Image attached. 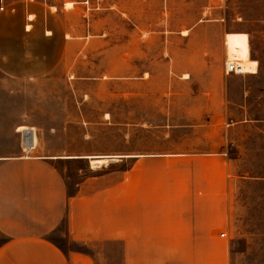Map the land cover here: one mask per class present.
Masks as SVG:
<instances>
[{"label": "rangeland", "instance_id": "374dc122", "mask_svg": "<svg viewBox=\"0 0 264 264\" xmlns=\"http://www.w3.org/2000/svg\"><path fill=\"white\" fill-rule=\"evenodd\" d=\"M76 13L72 45L24 50L34 63L54 49L47 74L18 78L0 69V152L22 151L18 126H35L40 151L106 158V166L62 162L69 183L119 169L127 192L135 168L153 172L159 187L177 185L181 195L197 182L200 164L219 167L227 173L225 207L216 215L199 211L216 224L193 245L206 252L207 264H264L262 0H173L168 7L165 0H90ZM219 17L236 23L232 31H250L257 74L224 73ZM217 151L225 161L217 162ZM204 153L210 155L194 156ZM139 154L151 156L137 162ZM51 238L85 249L59 231Z\"/></svg>", "mask_w": 264, "mask_h": 264}, {"label": "crops", "instance_id": "0c3cea01", "mask_svg": "<svg viewBox=\"0 0 264 264\" xmlns=\"http://www.w3.org/2000/svg\"><path fill=\"white\" fill-rule=\"evenodd\" d=\"M165 2L168 7L173 0ZM89 4L90 0H3L0 69L18 78L47 74L54 49L34 62L37 68H31L34 63L24 56L25 48L72 45L69 35L77 34L78 27L69 20L77 15L79 5L88 10ZM83 15L87 17L86 12ZM217 22L219 43L224 44L217 49L223 55L225 73L227 33H246L252 57L250 31H232L236 23L224 17ZM189 30L180 33L186 35ZM257 73L258 69L252 74ZM21 126L36 131L35 126ZM34 138L37 143L28 151L22 147L16 154L0 152V264H207L206 252L193 243L204 241L208 227L216 222L200 217L199 211L216 215L225 207L220 195L227 183L226 171L224 177L219 167L211 170L200 164L202 168L192 175L197 182L181 195L174 193L177 185H173L176 189L159 187L152 180L153 172L136 168L133 192H127L126 171L119 169L69 183L61 163L84 159L91 163L89 156L94 155L40 151L37 132ZM206 155L210 154L194 156ZM216 155L217 162L225 161V153ZM148 156L134 158L140 162ZM57 231L85 249L63 247L51 238Z\"/></svg>", "mask_w": 264, "mask_h": 264}, {"label": "bare ground", "instance_id": "6f19581e", "mask_svg": "<svg viewBox=\"0 0 264 264\" xmlns=\"http://www.w3.org/2000/svg\"><path fill=\"white\" fill-rule=\"evenodd\" d=\"M226 46H227V53L229 60H237L243 68L244 73H254L258 69V63L255 60H252L249 57V41L248 36L244 32H231L227 33L226 37ZM251 59V60H249ZM188 75L185 74V77ZM20 126L18 129L19 131L23 132L24 136V148L28 151L31 145L36 144L37 142L34 141L33 136L35 135L36 131L34 128L31 129H21ZM32 135V139L29 136ZM29 144V145H28ZM91 158V165L92 166H101L106 165V158L103 156H89Z\"/></svg>", "mask_w": 264, "mask_h": 264}, {"label": "built area", "instance_id": "2783aa9c", "mask_svg": "<svg viewBox=\"0 0 264 264\" xmlns=\"http://www.w3.org/2000/svg\"><path fill=\"white\" fill-rule=\"evenodd\" d=\"M4 9V5H3V0H0V10ZM225 73L229 74V73H236V74H242L243 72V68L241 66V64L239 62H237V60H229L227 59L225 62ZM22 132V131H21ZM22 147L23 150H25L24 148V136L22 135ZM34 146L31 145L30 149ZM26 151V150H25ZM225 233H222V236H224Z\"/></svg>", "mask_w": 264, "mask_h": 264}]
</instances>
